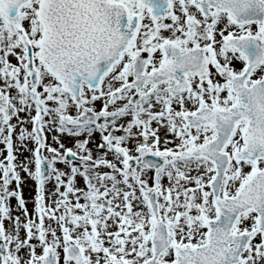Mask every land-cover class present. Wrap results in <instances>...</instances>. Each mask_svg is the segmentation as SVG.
<instances>
[{"label":"snow or ice","instance_id":"1","mask_svg":"<svg viewBox=\"0 0 264 264\" xmlns=\"http://www.w3.org/2000/svg\"><path fill=\"white\" fill-rule=\"evenodd\" d=\"M0 146V264H264V0H0Z\"/></svg>","mask_w":264,"mask_h":264},{"label":"rangeland","instance_id":"2","mask_svg":"<svg viewBox=\"0 0 264 264\" xmlns=\"http://www.w3.org/2000/svg\"><path fill=\"white\" fill-rule=\"evenodd\" d=\"M2 147V146H0ZM24 196L25 198L29 201V208L31 209L32 205H31V199H32V194H33V190H32V185L31 182H26V185L24 187ZM13 205H15V201L12 202Z\"/></svg>","mask_w":264,"mask_h":264}]
</instances>
